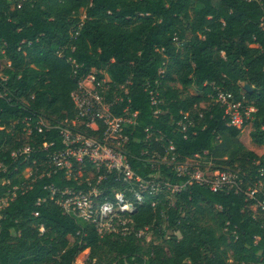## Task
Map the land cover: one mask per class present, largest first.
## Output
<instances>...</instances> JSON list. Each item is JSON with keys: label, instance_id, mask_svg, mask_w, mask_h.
<instances>
[{"label": "trees", "instance_id": "16d2710c", "mask_svg": "<svg viewBox=\"0 0 264 264\" xmlns=\"http://www.w3.org/2000/svg\"><path fill=\"white\" fill-rule=\"evenodd\" d=\"M263 22L264 0H0V61L10 63L3 69L5 92L0 88V162L7 166L0 182L9 185L0 184V193L21 186L25 168L61 150L56 130H37L38 117L52 126L72 120L70 95L92 70L96 82L104 73L111 89H128L138 112L127 145L133 154L142 148L134 140L152 128L183 157L207 151L218 164L249 172L256 151H264ZM210 85L237 97L244 92L257 109L253 119L241 129L228 128L214 107L185 135L176 132L180 113L206 103ZM190 87L203 93L187 95ZM145 89L160 93L156 115ZM24 144L39 149L27 160L11 158ZM131 164L138 174H148L137 170L136 161ZM50 186L85 189L57 172L18 191L0 211V264L264 263V229L241 194L212 193L192 182L176 195L174 208L139 207L132 216L134 232L148 228L155 243L146 242L149 233L100 239L90 224L63 214L50 199ZM161 213L173 232L167 240Z\"/></svg>", "mask_w": 264, "mask_h": 264}, {"label": "built area", "instance_id": "2783aa9c", "mask_svg": "<svg viewBox=\"0 0 264 264\" xmlns=\"http://www.w3.org/2000/svg\"><path fill=\"white\" fill-rule=\"evenodd\" d=\"M4 62V68H10V63ZM3 69L0 68V88L5 92L7 77ZM95 74L97 72L92 70L71 93L75 113L72 120L65 119L52 126L48 119L45 123L41 116L38 117L40 127L37 130H56L61 150L46 155L39 166L25 168L21 174V186H11L5 193H0V211L14 200L18 191L29 190L37 179L64 172L66 180L76 182L79 187L85 186V189L60 190L50 186V199L63 214L90 224L100 239L124 238L133 233L137 237H144L149 233L148 228L134 232L133 227L132 216L139 207L149 204L155 209L165 201L174 208L176 195L192 182L212 193L243 195L246 210L264 229V151L257 153L258 158L252 160L248 167L249 172L252 168L255 171L251 177L249 172L240 168L218 164L207 151L183 157L176 152L166 135L147 128L140 140H134L142 146L135 155L127 145L133 136L131 128L136 125L138 112L132 110L128 89L123 86L111 89L109 79L102 77L96 82ZM210 86L212 89L207 95L206 103L180 113L181 118L175 123L176 132L185 135L196 127L205 112L214 107L222 112L221 121L228 128L241 129L253 119L257 109L254 101L249 100L244 92L237 97L221 87ZM145 91L156 115L162 104L160 93L157 89ZM1 93L0 89V97ZM23 122L27 138L31 134L28 128L31 119L26 118ZM90 131L98 134L90 135ZM38 149L24 144L11 154V158L27 160ZM131 160L139 164L138 171L146 170L148 174H138L133 169ZM35 163L34 160L33 165ZM6 169L7 166L0 162V173L6 172ZM25 172L28 173L27 176ZM169 175L182 179L183 183H172ZM107 183L109 187L105 186ZM0 184L9 185V181H1ZM40 202L38 200L37 204ZM34 216H38V213H34ZM161 216L166 222V214L161 213ZM148 237L149 234L146 242L151 241Z\"/></svg>", "mask_w": 264, "mask_h": 264}, {"label": "rangeland", "instance_id": "374dc122", "mask_svg": "<svg viewBox=\"0 0 264 264\" xmlns=\"http://www.w3.org/2000/svg\"><path fill=\"white\" fill-rule=\"evenodd\" d=\"M5 64H6V63H5L4 61H1V62H0V68L3 69L4 67H6ZM101 75H102V77H103L104 79H106V80L108 79V77L106 76V74L102 73ZM186 94H187V95H191V96H195V95H201V92H198L197 89H195L194 87H190V88H188V89L186 90ZM42 121L45 122V123H46V121H47L46 118H45L44 116L42 117ZM256 153H260V151H256ZM24 174H25L26 176L28 175L27 172H25ZM161 204L164 205V204H165V201H162ZM161 227H162V232L164 233V239L167 240L169 237H171V235L173 234V232H172L171 229H168V228H167V224H166V222H165L164 224H162ZM148 240H149V241L152 240L153 242L158 243V241H157V237H156L155 235H153L152 233H149ZM76 263H77V264H80L79 261H77Z\"/></svg>", "mask_w": 264, "mask_h": 264}, {"label": "water", "instance_id": "95a60500", "mask_svg": "<svg viewBox=\"0 0 264 264\" xmlns=\"http://www.w3.org/2000/svg\"><path fill=\"white\" fill-rule=\"evenodd\" d=\"M243 88L248 91V92H251V87L248 85V84H244L243 85Z\"/></svg>", "mask_w": 264, "mask_h": 264}]
</instances>
